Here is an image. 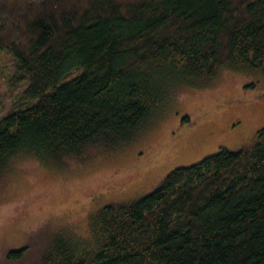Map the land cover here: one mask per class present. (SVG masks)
<instances>
[{"label": "trees", "instance_id": "1", "mask_svg": "<svg viewBox=\"0 0 264 264\" xmlns=\"http://www.w3.org/2000/svg\"><path fill=\"white\" fill-rule=\"evenodd\" d=\"M0 50L10 85L27 81V104L0 117L2 204L29 170L69 183L123 155L224 75L264 98V0H0ZM98 203L23 227L0 264H264V126Z\"/></svg>", "mask_w": 264, "mask_h": 264}, {"label": "rangeland", "instance_id": "2", "mask_svg": "<svg viewBox=\"0 0 264 264\" xmlns=\"http://www.w3.org/2000/svg\"><path fill=\"white\" fill-rule=\"evenodd\" d=\"M13 56L0 50V117L27 104V86H13ZM236 75H224L211 86L190 91L187 98L161 113L155 128L123 155L95 161V169L67 183L65 178L32 172L21 179L19 199L0 204V248H17L23 227L71 208L76 217L84 203L134 199L157 188L173 168L198 162L220 149L238 150L264 126V98ZM97 204V205H98ZM42 216V218H41ZM1 251V250H0Z\"/></svg>", "mask_w": 264, "mask_h": 264}]
</instances>
